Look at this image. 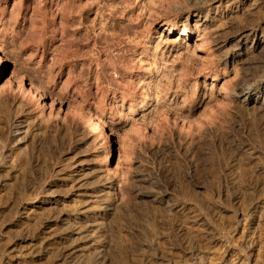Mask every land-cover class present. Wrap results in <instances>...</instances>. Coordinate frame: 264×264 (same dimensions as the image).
I'll use <instances>...</instances> for the list:
<instances>
[{"label": "rangeland", "instance_id": "1", "mask_svg": "<svg viewBox=\"0 0 264 264\" xmlns=\"http://www.w3.org/2000/svg\"><path fill=\"white\" fill-rule=\"evenodd\" d=\"M0 264H264V0H0Z\"/></svg>", "mask_w": 264, "mask_h": 264}, {"label": "bare ground", "instance_id": "2", "mask_svg": "<svg viewBox=\"0 0 264 264\" xmlns=\"http://www.w3.org/2000/svg\"><path fill=\"white\" fill-rule=\"evenodd\" d=\"M81 10V9H80ZM22 84V83H21ZM35 91V90H34ZM89 116V115H88ZM92 117V116H91ZM95 120H97V119H95ZM94 121V120H93ZM95 122V121H94ZM95 124V123H94ZM98 124V123H97Z\"/></svg>", "mask_w": 264, "mask_h": 264}]
</instances>
